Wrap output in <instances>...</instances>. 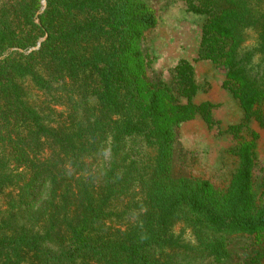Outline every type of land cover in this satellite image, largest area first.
I'll list each match as a JSON object with an SVG mask.
<instances>
[{"label":"trees","instance_id":"trees-1","mask_svg":"<svg viewBox=\"0 0 264 264\" xmlns=\"http://www.w3.org/2000/svg\"><path fill=\"white\" fill-rule=\"evenodd\" d=\"M182 1L244 112L224 193L170 177L174 127L218 122L187 60L176 91L146 80L144 0H0V264H212L228 236L264 233L242 138L264 126V0Z\"/></svg>","mask_w":264,"mask_h":264},{"label":"rangeland","instance_id":"rangeland-1","mask_svg":"<svg viewBox=\"0 0 264 264\" xmlns=\"http://www.w3.org/2000/svg\"><path fill=\"white\" fill-rule=\"evenodd\" d=\"M153 10L156 26L145 30L141 43L145 53L146 80L152 86L168 83L176 91L174 66L187 60L194 69L198 91L194 102L215 105L213 117L218 122L208 126L200 116L174 127V144L170 177L208 180L220 193L227 189L231 175L239 164L229 149L238 141L226 130L242 122L243 109L223 86L225 70L198 55L201 28L206 16L186 10L182 0H144ZM250 131V132H249ZM242 138L255 139L250 179L254 207H264V126L250 123ZM256 137L254 138V135ZM227 257L212 264H264L258 261L264 251V233H236L226 238Z\"/></svg>","mask_w":264,"mask_h":264}]
</instances>
